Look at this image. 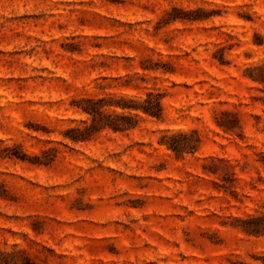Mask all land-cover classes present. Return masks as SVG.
Returning <instances> with one entry per match:
<instances>
[{
	"label": "rangeland",
	"instance_id": "obj_1",
	"mask_svg": "<svg viewBox=\"0 0 264 264\" xmlns=\"http://www.w3.org/2000/svg\"><path fill=\"white\" fill-rule=\"evenodd\" d=\"M149 93L161 118L118 106ZM92 105L135 128L95 127ZM258 218L264 0H0V249L264 264V234L242 230Z\"/></svg>",
	"mask_w": 264,
	"mask_h": 264
},
{
	"label": "trees",
	"instance_id": "obj_2",
	"mask_svg": "<svg viewBox=\"0 0 264 264\" xmlns=\"http://www.w3.org/2000/svg\"><path fill=\"white\" fill-rule=\"evenodd\" d=\"M114 2L115 0H109ZM122 110H140L144 114L155 118H161L162 116V103L161 99L157 98L153 93H149L144 102L138 103V105H129L128 103L119 104ZM104 106L92 105V107H82V109L93 116L94 126H99L100 129L110 128L115 131H125L135 128L132 124L134 118L128 115L121 114H108L103 110ZM185 134H173L171 136H165V145L175 151L176 153L184 152L188 149V145L179 140V137H183ZM257 223H264V218L249 219L244 222L242 230L248 234L261 235L264 234V225L261 227H254ZM0 264H34V262L24 253L19 252H7L0 249Z\"/></svg>",
	"mask_w": 264,
	"mask_h": 264
}]
</instances>
